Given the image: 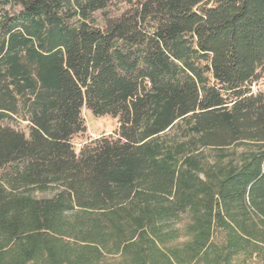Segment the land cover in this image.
<instances>
[{
	"label": "trees",
	"instance_id": "obj_1",
	"mask_svg": "<svg viewBox=\"0 0 264 264\" xmlns=\"http://www.w3.org/2000/svg\"><path fill=\"white\" fill-rule=\"evenodd\" d=\"M263 79L264 0H0V264L263 253Z\"/></svg>",
	"mask_w": 264,
	"mask_h": 264
},
{
	"label": "rangeland",
	"instance_id": "obj_2",
	"mask_svg": "<svg viewBox=\"0 0 264 264\" xmlns=\"http://www.w3.org/2000/svg\"><path fill=\"white\" fill-rule=\"evenodd\" d=\"M126 8L124 5H114L111 8V12L114 14L119 13ZM98 19V24L100 26L102 23V15L101 13L96 14ZM253 91H262L264 92V79L261 80L257 85L253 87ZM83 116L87 125V132L84 135L78 136L75 138L74 143L76 146V151L79 152L84 143H86L90 139H97L103 136H117L119 125L116 119H113L109 116L97 117L91 111L84 109ZM25 125H23V129ZM242 149L237 150V155L242 153ZM206 158L214 163L215 161V152L214 150L205 149L203 150ZM42 196V195H39ZM192 224V218L190 215L182 216L179 221L175 225V229L177 231V237L174 241H172L168 247H183L192 240V235L190 234L189 227ZM213 242L222 245L224 242V233L220 230H216L213 234ZM122 258L119 256H114L107 258L101 264H121ZM230 264H264V252H244L240 253L236 256Z\"/></svg>",
	"mask_w": 264,
	"mask_h": 264
}]
</instances>
